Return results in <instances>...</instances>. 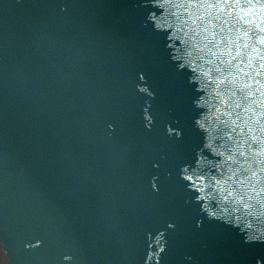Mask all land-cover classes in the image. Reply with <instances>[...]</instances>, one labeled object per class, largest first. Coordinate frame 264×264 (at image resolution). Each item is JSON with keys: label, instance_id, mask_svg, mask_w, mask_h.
<instances>
[{"label": "water", "instance_id": "95a60500", "mask_svg": "<svg viewBox=\"0 0 264 264\" xmlns=\"http://www.w3.org/2000/svg\"><path fill=\"white\" fill-rule=\"evenodd\" d=\"M262 41L264 0H0L10 263L264 264Z\"/></svg>", "mask_w": 264, "mask_h": 264}, {"label": "snow or ice", "instance_id": "6c2138e0", "mask_svg": "<svg viewBox=\"0 0 264 264\" xmlns=\"http://www.w3.org/2000/svg\"><path fill=\"white\" fill-rule=\"evenodd\" d=\"M197 7H199V5H197ZM212 7L216 6L213 5ZM218 15L220 14H217V16ZM216 19L217 17L211 15L210 13L206 15H199L198 13H193L191 16H189L188 23L194 33V47H199V37H202L203 41H206V43L204 44V48L208 49L209 52H212L213 48L221 49V46H224V48H228V45L230 43L237 44V41L240 39V37H237L236 40H232L231 37H228V39L226 40L224 36L226 30L222 25L214 23ZM217 28L219 29V31H217ZM205 33H210L211 39H209V35H205ZM228 51L230 52L231 49L228 48ZM212 54L216 55L217 53ZM238 55L239 53H237V56ZM233 59H236V57H233ZM228 64H231V61H229ZM224 70L225 69H217V71L220 72H223ZM221 83H224V81H221ZM237 107H239V105H237Z\"/></svg>", "mask_w": 264, "mask_h": 264}, {"label": "rangeland", "instance_id": "374dc122", "mask_svg": "<svg viewBox=\"0 0 264 264\" xmlns=\"http://www.w3.org/2000/svg\"><path fill=\"white\" fill-rule=\"evenodd\" d=\"M0 264H11L3 248L0 246Z\"/></svg>", "mask_w": 264, "mask_h": 264}]
</instances>
